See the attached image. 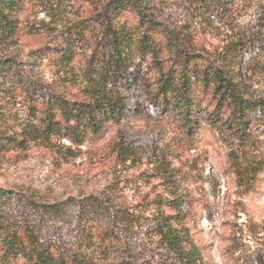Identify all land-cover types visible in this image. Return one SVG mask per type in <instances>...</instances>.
Wrapping results in <instances>:
<instances>
[{"label": "rangeland", "instance_id": "obj_1", "mask_svg": "<svg viewBox=\"0 0 264 264\" xmlns=\"http://www.w3.org/2000/svg\"><path fill=\"white\" fill-rule=\"evenodd\" d=\"M108 2L18 0L14 32L0 31V60L13 64L0 74V139L12 141L0 149V264L83 245L88 196L103 203L88 246L98 264H182L157 229L173 213L203 264H264V107L239 138L213 77L238 63L242 96L264 99V0H135L139 12ZM116 25L157 51L107 65ZM97 69L98 92L117 96L121 112L72 140L60 105L90 102ZM48 123L45 137L29 131Z\"/></svg>", "mask_w": 264, "mask_h": 264}, {"label": "trees", "instance_id": "obj_2", "mask_svg": "<svg viewBox=\"0 0 264 264\" xmlns=\"http://www.w3.org/2000/svg\"><path fill=\"white\" fill-rule=\"evenodd\" d=\"M220 0H210V3H216ZM108 7L113 9H135L138 10L135 0H109ZM18 9V0H0V31L13 33L16 25L15 11ZM141 14V13H140ZM108 38L111 45V52L109 54V62L107 65H119L123 64L128 54L137 50L139 52L155 53L157 51L156 46L153 43L152 38L141 35L135 37L131 31L127 28L116 25L112 26L108 32ZM238 48L230 45L228 46V52L224 57L227 62V56L235 54ZM71 58L69 52L62 53V60L60 62L66 63ZM8 61V60H7ZM5 62V63H4ZM13 68V64L10 62L0 60V74L5 75L7 71ZM239 67L238 63L228 64L226 69L223 67L217 69L213 73L215 77L216 85L215 91L219 93L218 104L228 100L232 103V113L235 122L236 131L239 138L244 133L245 125L248 121V115L252 111L263 109L264 99L252 100L242 96L239 87L238 80ZM102 69H97L93 72L92 77H98L93 79L92 88L96 90V95L88 103L80 101H63L61 103V111L65 117L66 125L64 127V135L72 140L82 141L88 132L97 134L101 131L103 125L106 122H115L118 119V115L121 112L122 105L115 95L104 96L98 92L102 88ZM167 74L164 82L161 84L162 93L172 90L173 84L169 81ZM206 77V76H205ZM174 105L177 106L180 116L183 120H186L189 110L188 97H178L174 101ZM34 137H45L46 134H50L52 131L51 125L48 123L43 130L36 128L29 129ZM22 140V139H21ZM11 137L5 136L0 139V149L4 148L7 144L11 143ZM22 141H13V143H21ZM5 193L0 191V204L1 197H4ZM80 212H82L84 218L87 220L84 225V234L82 235L83 245L74 247L68 251L36 249L33 255L30 256L31 264H98L96 257H94L88 249L92 234V230L95 224V216L102 211L103 203L98 200L97 197L88 196L80 200ZM60 204L52 205L51 209H55ZM176 215H163L160 214L158 222V233L162 240L166 242L179 256L182 264H203L201 255L196 247L192 244L190 239L184 233V228L180 226L179 217ZM89 237V238H88ZM93 237V236H91Z\"/></svg>", "mask_w": 264, "mask_h": 264}]
</instances>
